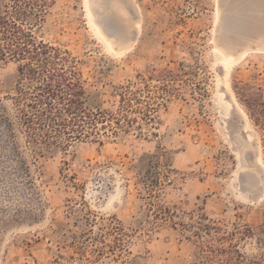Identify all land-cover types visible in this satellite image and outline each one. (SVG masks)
I'll return each instance as SVG.
<instances>
[{
  "label": "rangeland",
  "instance_id": "obj_1",
  "mask_svg": "<svg viewBox=\"0 0 264 264\" xmlns=\"http://www.w3.org/2000/svg\"><path fill=\"white\" fill-rule=\"evenodd\" d=\"M263 18L264 0H56L34 36L77 62L104 119L65 148L31 142L13 97L33 82L0 62L13 122H0V264L264 256V44L222 47L257 37Z\"/></svg>",
  "mask_w": 264,
  "mask_h": 264
},
{
  "label": "trees",
  "instance_id": "obj_2",
  "mask_svg": "<svg viewBox=\"0 0 264 264\" xmlns=\"http://www.w3.org/2000/svg\"><path fill=\"white\" fill-rule=\"evenodd\" d=\"M55 1L0 0V62L16 60L21 82H33L31 88H20L13 97L15 120L27 138L65 148L71 141L97 134V124L104 117L85 105L77 62L67 52L34 36ZM0 122L12 130L9 116L0 115ZM237 257L238 264H264V256L248 263L239 254Z\"/></svg>",
  "mask_w": 264,
  "mask_h": 264
},
{
  "label": "bare ground",
  "instance_id": "obj_3",
  "mask_svg": "<svg viewBox=\"0 0 264 264\" xmlns=\"http://www.w3.org/2000/svg\"><path fill=\"white\" fill-rule=\"evenodd\" d=\"M90 2V1H89ZM99 2V1H98ZM114 5V4H113ZM112 5V6H113ZM96 8H97V6H95ZM115 8H116V10L118 11V14H119V16H120V18L125 22V21H127L128 19H129V13L125 10V9H123L119 4H116L115 6H114ZM87 10H88V12H89V16H90V19H91V16L93 17V24L97 27V28H99V31H100V33L99 34H101L102 35V37H103V39L104 40H106L107 42H109L110 43V45L109 44H107V43H105V45L107 46V48L109 49V50H113L114 49V47L115 46H113L114 45V41L112 40V39H110V38H108L107 36H106V34H105V32L103 31V29L100 27V25L99 24H97L96 23V19H95V14H94V11H93V8L91 9V8H87ZM91 14V15H90ZM220 18V17H219ZM91 22H92V20H90ZM101 37V36H100ZM235 39V38H234ZM237 40H233V41H231V42H229L227 45H225V46H222V47H224L225 49H227V50H229L230 52H235V50L238 48V47H248V44H250V42L251 43H254V42H256V44H257V41H258V47L259 46H261V45H263L264 44V18H263V20L260 22V32H259V34H258V36L257 37H255L254 39L253 38H251V39H249V40H246V38L244 39V38H241V37H238V38H236ZM243 40V41H242ZM133 44V43H132ZM255 44V45H256ZM255 45H254V47H255ZM129 46V45H128ZM257 46V45H256ZM120 50V49H119ZM218 53V52H217ZM219 54V56H220V59H221V63L222 64H224V65H227V64H229L230 63V61H231V59L229 58V57H225V56H223L222 54H220V53H218Z\"/></svg>",
  "mask_w": 264,
  "mask_h": 264
}]
</instances>
